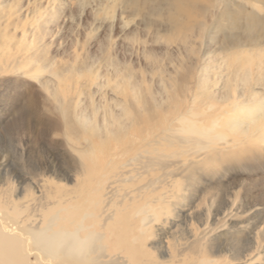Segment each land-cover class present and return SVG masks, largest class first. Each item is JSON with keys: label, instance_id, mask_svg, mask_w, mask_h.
Segmentation results:
<instances>
[{"label": "rangeland", "instance_id": "obj_1", "mask_svg": "<svg viewBox=\"0 0 264 264\" xmlns=\"http://www.w3.org/2000/svg\"><path fill=\"white\" fill-rule=\"evenodd\" d=\"M166 1L0 0V211L8 208L20 225H40L42 205L55 200L54 185L93 172L81 157L90 145L84 151L78 114L95 126L103 114L121 118L127 111L147 138H113L110 146L123 154L112 164L106 157L97 169L110 173L117 166L123 174L108 179L116 201L127 192L125 199L135 197L123 204H162L156 225L165 230L156 227L146 246L158 238L177 242L175 264L201 257L264 264V145L233 149L228 130V143L220 141L208 157L200 149L208 138L183 134L180 122L187 117L209 126L238 108L245 109L236 116L248 113L246 102L224 100L234 68L228 64L254 56L263 38H250L246 20L235 25L227 13L241 8L264 18V0H195L189 16H175ZM154 6L158 14H150ZM126 81L141 103L130 87L124 93ZM148 121L155 125L150 132ZM95 145L108 154L103 138ZM7 199L19 206L10 209Z\"/></svg>", "mask_w": 264, "mask_h": 264}, {"label": "bare ground", "instance_id": "obj_2", "mask_svg": "<svg viewBox=\"0 0 264 264\" xmlns=\"http://www.w3.org/2000/svg\"><path fill=\"white\" fill-rule=\"evenodd\" d=\"M194 1L195 0H170L165 2V7L170 10L173 9V12L176 13L175 16L184 14L189 16L191 12H193V7H195ZM242 10L240 8V10L235 12L228 11L229 13L227 14L228 16L230 15L229 17L235 25L238 24L241 19L246 20L244 22L246 23V30L248 31L247 34L250 38L263 39L255 41L257 46L255 47V50L257 51L254 56H244L241 60L233 58L229 62L228 65H234V68L231 72L230 78L227 79V85L225 84L226 90H224V100L233 104L235 102H239L238 104L246 102V110H248V113L245 114L244 117L236 116L239 111L242 113L245 109L238 108L237 111L235 110L236 112L234 113V116H230L228 118L225 116H223L224 118L217 116V118H214V120L210 122L209 126L206 124H199L187 117H182L180 119L182 124L181 132L183 134L190 133L208 138L209 144L200 148H206L205 150L207 156L208 154H212L217 149L216 146L220 141L228 143V140L226 139V131L228 130L234 134L231 141V143H233L231 144V148H243L246 145L247 149L252 150L259 149L260 146L264 145V18L260 17L256 12L244 13ZM150 12V14H158L159 11L157 7L154 6L151 7ZM170 17L172 18V15H170ZM118 84V82L115 83V88L117 89L119 88ZM129 87L133 93L134 99H136L138 103H141L135 94L136 90L134 91V88L131 89L132 87L127 81L124 84V93L125 88L128 90ZM175 87L176 85H173V90ZM238 87H240L239 90H237ZM119 91L121 92V90ZM52 94L55 95L54 93ZM173 102L174 101L170 103ZM118 103L119 102H117V105H120ZM139 105L142 106L141 104ZM64 107L67 110V106ZM212 107L214 106L212 105L209 107L210 110ZM135 110L137 111L138 109ZM153 112L155 113V110ZM129 113L130 112L125 111L124 117L122 116L120 118V113V115L118 113L114 115L112 111H110L107 114L102 115V124H97L95 126L92 125L93 123H91L92 120L90 117L80 116L78 114L77 118L80 123V127L85 131V133H83L84 135H82L86 142V145H83L84 151L88 149L86 147L87 144L90 145L88 149L89 152L87 151L88 153L81 151V157L86 161L92 162L93 172H91V174L88 172L89 175L85 172V177L73 179L74 183L71 185L58 181L57 184L54 185L55 191L53 197L55 200L46 202L41 207L43 214L40 225L34 226L28 224L27 222L24 226L20 225L15 221L14 216L7 212L9 210L8 208H6V211H0V264H175V262L179 261H174V258L177 256L176 252L179 251V245L177 242H164L162 238H158L153 241L154 246H146L147 240L151 238L152 232H154L153 230L156 227L159 232L165 230H162L160 225H156L157 223L159 224L162 214V212H158L159 206L161 208L163 207L161 206L162 204L160 203L157 207H153L151 203L143 202L139 205L129 206L130 203L133 202V198L135 196H129L128 199H125L127 192L123 197L118 192V196L122 199L116 201V192L113 193V191H108L107 189L108 179H111L114 175L123 174L118 172L117 166L113 168L114 170L112 169L110 173H105L104 171L101 174V169H97L99 165L103 168L106 166V157L110 158L108 163L112 164L113 158H115L116 155L123 154L119 151L116 144H113V148L110 146L113 138H116V140L126 138L125 140L132 139L134 141H141V139L143 140L147 138V131L144 133L146 136H144V138L141 137L143 134L140 135L138 129H136V124H134L138 121H135L134 118L135 122H132V120H130L131 117L129 116L131 114ZM142 113L146 114L147 111ZM142 113L141 115L143 116ZM192 115L195 116L194 112ZM145 119L147 120V118ZM147 124L149 126L148 131L149 128L152 129L155 127V125L150 123V121H148ZM102 138L104 139L103 148L107 149L108 154H104L106 150L103 153L101 150L102 148L95 145L96 140ZM255 141H258L259 144L262 145L251 144ZM78 144H80V141ZM109 149H111V151ZM131 160H134V158ZM103 164L104 166H102ZM122 166L123 165L120 167L122 168ZM134 176L122 178L121 182L126 183L133 181L135 179ZM67 181L71 180L67 178ZM30 197L33 199L35 198L33 196V192L31 191ZM78 199H80V201H78ZM125 200H129L130 203L123 204L125 203ZM3 204L10 207L12 210L14 207L19 206L16 203H12L9 199L3 201ZM49 206L52 207L49 208ZM144 206H146L144 209L146 222L141 223V220L135 216V211L137 208ZM168 211L169 210L165 211V214H168ZM122 212L127 215L124 214V216ZM80 222H83L84 225L89 227L93 232L97 233L98 242L94 245L92 253L85 261H80L76 257H69L62 252H58L54 249V247L41 238V233L53 224L59 223L62 226L68 227ZM31 257H33L34 261ZM217 263V260L213 258L201 257L198 259L196 264Z\"/></svg>", "mask_w": 264, "mask_h": 264}, {"label": "clouds", "instance_id": "obj_3", "mask_svg": "<svg viewBox=\"0 0 264 264\" xmlns=\"http://www.w3.org/2000/svg\"><path fill=\"white\" fill-rule=\"evenodd\" d=\"M144 207L137 208L135 216L146 222ZM41 238L54 247L58 252H62L69 257H76L80 261H85L92 253L97 241V233L93 232L83 222L68 227L59 223L47 227L42 233Z\"/></svg>", "mask_w": 264, "mask_h": 264}]
</instances>
